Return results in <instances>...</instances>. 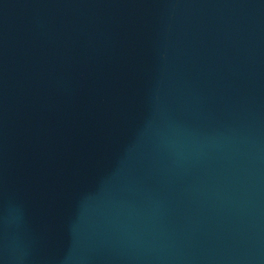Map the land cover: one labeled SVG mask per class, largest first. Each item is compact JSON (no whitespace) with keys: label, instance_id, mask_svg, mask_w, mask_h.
I'll use <instances>...</instances> for the list:
<instances>
[{"label":"water","instance_id":"95a60500","mask_svg":"<svg viewBox=\"0 0 264 264\" xmlns=\"http://www.w3.org/2000/svg\"><path fill=\"white\" fill-rule=\"evenodd\" d=\"M0 264H264V0H0Z\"/></svg>","mask_w":264,"mask_h":264}]
</instances>
